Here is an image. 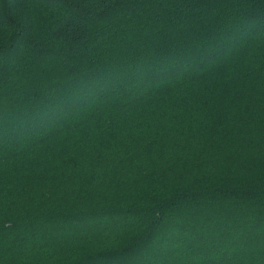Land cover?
<instances>
[{
    "label": "trees",
    "instance_id": "obj_1",
    "mask_svg": "<svg viewBox=\"0 0 264 264\" xmlns=\"http://www.w3.org/2000/svg\"><path fill=\"white\" fill-rule=\"evenodd\" d=\"M0 264H264V0H0Z\"/></svg>",
    "mask_w": 264,
    "mask_h": 264
}]
</instances>
